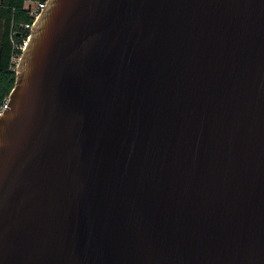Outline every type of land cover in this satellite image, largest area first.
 Returning a JSON list of instances; mask_svg holds the SVG:
<instances>
[{
	"label": "water",
	"instance_id": "1",
	"mask_svg": "<svg viewBox=\"0 0 264 264\" xmlns=\"http://www.w3.org/2000/svg\"><path fill=\"white\" fill-rule=\"evenodd\" d=\"M0 113V264H264V0H49Z\"/></svg>",
	"mask_w": 264,
	"mask_h": 264
},
{
	"label": "trees",
	"instance_id": "2",
	"mask_svg": "<svg viewBox=\"0 0 264 264\" xmlns=\"http://www.w3.org/2000/svg\"><path fill=\"white\" fill-rule=\"evenodd\" d=\"M23 4L24 0H0V108L16 82V70L10 68L13 40H24L11 39V26L14 25L18 29L16 37H19L24 32L21 24L30 19L23 9Z\"/></svg>",
	"mask_w": 264,
	"mask_h": 264
},
{
	"label": "built area",
	"instance_id": "3",
	"mask_svg": "<svg viewBox=\"0 0 264 264\" xmlns=\"http://www.w3.org/2000/svg\"><path fill=\"white\" fill-rule=\"evenodd\" d=\"M49 0H24L23 9L26 11V14L29 16V21L21 24V28L24 30L23 34L19 37H16L18 29L12 25L10 29L11 39H24L22 42L13 40V49L12 56L10 61V68L12 70H17L18 65L23 56L24 50L28 44V41L31 37V30L35 20L41 15L44 8L46 7ZM9 102V97H7L1 108L0 113L4 111Z\"/></svg>",
	"mask_w": 264,
	"mask_h": 264
}]
</instances>
